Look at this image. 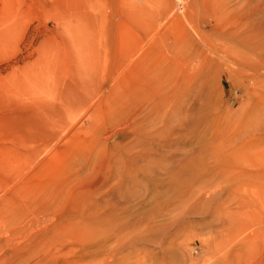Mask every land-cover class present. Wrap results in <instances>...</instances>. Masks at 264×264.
Listing matches in <instances>:
<instances>
[{"label":"rangeland","instance_id":"374dc122","mask_svg":"<svg viewBox=\"0 0 264 264\" xmlns=\"http://www.w3.org/2000/svg\"><path fill=\"white\" fill-rule=\"evenodd\" d=\"M0 264H264V0H0Z\"/></svg>","mask_w":264,"mask_h":264},{"label":"bare ground","instance_id":"6f19581e","mask_svg":"<svg viewBox=\"0 0 264 264\" xmlns=\"http://www.w3.org/2000/svg\"><path fill=\"white\" fill-rule=\"evenodd\" d=\"M133 51L134 52L136 51V54L137 52L139 53L138 49ZM228 219L229 222H232V224L229 227H224L225 224L223 225L221 221L219 223L221 226L219 232L221 233H219L218 235L219 239L214 240V242H212L214 246L213 253L215 255H218L225 250L224 254L228 255L233 251L239 250L237 253V257L240 260H242L243 262L245 260H248L250 262L255 261L256 258L255 243L257 242L256 236L258 232L257 230L248 229L249 228L248 224H250L252 221L248 220L245 217L240 218L238 216H230ZM216 220H217L216 217H213V221H215V223Z\"/></svg>","mask_w":264,"mask_h":264}]
</instances>
